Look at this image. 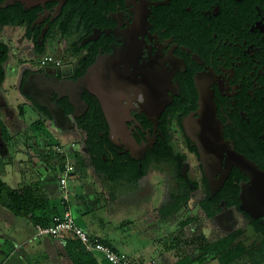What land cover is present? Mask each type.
Instances as JSON below:
<instances>
[{"label": "flooded vegetation", "instance_id": "flooded-vegetation-1", "mask_svg": "<svg viewBox=\"0 0 264 264\" xmlns=\"http://www.w3.org/2000/svg\"><path fill=\"white\" fill-rule=\"evenodd\" d=\"M99 62L121 68L126 90L112 96L116 125L91 93L95 144L109 165L137 186L166 171L175 187L160 206L198 200L214 211L208 219L237 226L228 233L243 228L264 242V176L238 165L245 157L264 173V0H0V119L30 107L45 125L53 116L25 91L29 76L77 78ZM87 92L66 110L78 128Z\"/></svg>", "mask_w": 264, "mask_h": 264}, {"label": "crops", "instance_id": "crops-1", "mask_svg": "<svg viewBox=\"0 0 264 264\" xmlns=\"http://www.w3.org/2000/svg\"><path fill=\"white\" fill-rule=\"evenodd\" d=\"M36 120L38 119L30 122V125L33 126L32 123ZM1 122L0 177L13 188H20L24 185L34 187L42 196L41 207L36 210L35 214L37 216L44 214L49 223L55 214L64 209L63 196L66 192L61 187L58 173L65 163V158L62 159L63 162L58 169L52 165L51 150L48 149L47 141L44 139L46 138V125L33 132V128H31L32 131L28 129L24 119H1ZM3 127L6 131H3ZM73 142L77 145V142L73 140L68 143V149L76 146H71ZM80 150L78 154L71 153L72 156H76L74 157L78 164L68 180L67 188L74 216L78 223L91 233L107 240L116 249L128 253L120 247L125 244V237L116 229V231L107 229L105 218L110 213H117L114 206L110 208L111 204L117 203L116 200L127 201L131 192L138 191L139 186L133 184L125 175L115 177L98 171L91 163L87 149L81 145ZM61 155L64 154L61 153L60 157ZM76 178L82 180L79 187L76 186L74 180ZM71 186L74 187L75 190L72 192L76 196L69 191ZM124 201L118 204L133 212L130 207L134 202L127 201L128 204H124ZM8 202V198H0V264H75L62 235L54 237L37 234L35 218L31 214H17L7 205ZM148 213L144 214V219L150 223L162 217L152 219ZM165 251H167L164 254L165 264L181 262L177 261V258L172 260L170 250ZM95 254L104 262V257L100 252H95ZM191 257L193 264L202 263H198L193 256ZM135 259L136 264L141 263L138 262V258ZM152 263L158 264V260L153 258Z\"/></svg>", "mask_w": 264, "mask_h": 264}, {"label": "rangeland", "instance_id": "rangeland-1", "mask_svg": "<svg viewBox=\"0 0 264 264\" xmlns=\"http://www.w3.org/2000/svg\"><path fill=\"white\" fill-rule=\"evenodd\" d=\"M52 50L53 48L48 50L47 53H51L56 56ZM17 78V73L9 67L7 83L9 86L11 85L10 87L8 86V88L10 89L9 95L12 97L11 102L13 104H16L14 97L17 96V92L14 86L16 85L15 83ZM26 110V116L19 117V119L23 118L27 122L28 129L31 130V128H33L32 130L35 132V129L30 125V122L35 120L37 113L30 107H26ZM16 112H18L17 114L19 116H22L18 108H16ZM45 123V128H47L45 129V133L47 135L45 134L46 138L44 139L47 141L48 149L51 150L52 165L58 169L63 162L60 157L62 152L58 150L56 144L63 143L66 147H68V143L74 140L77 142V145L74 148L68 149V153L64 161L68 160L76 166V164H78L75 160L76 156H72L71 153L78 154L81 152L80 147L81 145H84L83 143H85L82 130L78 128L76 124L64 130L58 126L57 122L53 118L46 119ZM20 137L23 139L22 135H20ZM59 140H61V142H58ZM39 143L41 144V142ZM164 172L162 174V179L158 176V173H155L149 178L148 183H143H147V185H139L138 191L140 192L136 195L130 194V198H128L127 201L134 202L133 206L130 207L134 213L128 210L124 205V208H122V205L118 204L123 203L124 200L122 202L116 200L117 203L114 205L111 204L110 208L111 206H114L117 213L112 212L113 214L110 213L105 218L107 229H116L118 232L123 234L125 237V244L120 245V247L128 251L133 260L138 258V262L141 263L137 264H153V258L158 260V264H165L164 254L167 252L165 250H170L172 260L177 258V261H186V264H191V256H193L194 260H196L197 255L200 253L199 246L202 239H217L237 227L235 225L230 226L231 223L228 224V221L223 217L215 220L208 219L206 217L207 214L205 210L200 207L198 200L191 202L190 200L181 201V208L179 211L172 210V213L169 212L166 217L162 216L158 221L150 223L145 220V213L150 212L155 207L162 205L164 202L167 203L170 200V191L174 189L175 182L170 180V177L172 178L170 174L168 175L166 171ZM74 180L76 186L78 185L79 187L82 180L79 178ZM74 190V187L71 186L69 191L74 192ZM73 192L72 195L76 196ZM127 201H124V204H128ZM191 215L194 218L187 221L186 224H183L182 221L189 219ZM239 221L241 226H246V222L244 220ZM243 237L249 242L254 239V236L249 232H245ZM200 264L221 263L217 257L210 256L208 260ZM233 264H253V261L248 255H245L244 257L237 259V261Z\"/></svg>", "mask_w": 264, "mask_h": 264}, {"label": "trees", "instance_id": "trees-1", "mask_svg": "<svg viewBox=\"0 0 264 264\" xmlns=\"http://www.w3.org/2000/svg\"><path fill=\"white\" fill-rule=\"evenodd\" d=\"M87 95L88 101L91 102L90 112L87 115L88 119H79V126L84 134V142L88 147V151L92 154L91 163L98 171L104 170L111 176L115 177L124 176L125 172L123 170H121L116 165H109V163L102 157L100 150H102L103 146L100 145V147L98 148V145L95 144L97 129H94V119H91V117L94 115L93 106L95 105L90 100L92 96L91 92L88 91ZM62 104L66 107L67 111H71L73 108V105L67 98L66 100L62 101ZM40 108L45 112H48L49 116H51L48 108L42 105L40 106ZM0 123H2L1 119ZM32 125L35 130H40L44 126V121L38 119L34 121ZM3 131H6L5 127H3ZM61 156L62 159L66 157L65 154ZM139 177L140 175H137L132 177V179L136 181ZM1 197L8 198L9 202L7 205L17 214H31V216L35 218L36 222L47 224L46 219L48 218L45 217L44 214L41 213L38 216L35 214L36 210L41 207L42 196L39 195L36 189L31 185H24L20 188H13L0 177V198ZM180 202V200H177L171 206L157 207L150 211L148 215L152 217V219H155L159 218L162 215H167L172 210L178 211L181 207ZM203 206L206 207V203ZM208 208L206 207L205 209L206 213L209 216H212L214 211H210ZM187 221H189V219L183 220L182 222L183 224H186ZM243 233L244 229L238 228L214 240H204L205 238L202 239L199 246L200 253L197 255L196 260L198 261V263L205 262L210 256H215L218 258L221 264H233L237 261V259L248 255L253 261V264H264V242H261L259 245L257 242H249L243 237ZM63 237L75 264H117L107 260L105 257L103 258L104 262L101 261L96 256L95 252L87 250L81 240L73 233H65L63 234ZM103 241L105 240L103 239ZM105 242L112 245L107 240ZM176 264H186V261H181Z\"/></svg>", "mask_w": 264, "mask_h": 264}, {"label": "water", "instance_id": "water-1", "mask_svg": "<svg viewBox=\"0 0 264 264\" xmlns=\"http://www.w3.org/2000/svg\"><path fill=\"white\" fill-rule=\"evenodd\" d=\"M120 70L121 68L119 66L117 68L116 66L113 67V65L108 64L103 65L99 62L98 64L91 65L84 74L77 78H61L54 74L48 75L47 73H42L40 75L31 74L25 81L24 89L26 92H29L40 105L50 110L53 119L57 122L58 126L64 130L73 126L75 123L73 116L68 114L65 107L54 98L55 94L68 96L70 103L77 106L85 103L83 94L86 90L100 97L102 105L110 118V124L116 125L118 119H112L111 117L114 110L112 106V96L126 93V90H124L125 83L122 81L123 74ZM107 74L109 77H107ZM104 78L109 80L105 82ZM61 122L67 123L68 125L63 126ZM238 165L241 166L245 172L251 173V170L255 169L260 175L264 176V173L245 157L241 158ZM249 195L250 193L247 191V188L243 187L242 198L244 202L251 203L247 200ZM244 209L253 215L254 212L252 209L247 206H244Z\"/></svg>", "mask_w": 264, "mask_h": 264}, {"label": "built area", "instance_id": "built-area-1", "mask_svg": "<svg viewBox=\"0 0 264 264\" xmlns=\"http://www.w3.org/2000/svg\"><path fill=\"white\" fill-rule=\"evenodd\" d=\"M44 60H54V58L51 54H48ZM75 145V142L71 143V146ZM56 146L60 152L67 155L68 147H66V145L58 143ZM74 170L75 165L68 160L65 161L64 165L61 167L58 177L63 191L66 192L63 196L64 209L62 212L55 214L50 223L44 224L36 222L37 234H47L57 237L71 232L81 240L87 250L100 252L103 257L113 263L135 264L133 258L127 252L116 249L112 245L106 243L100 236L91 233L76 220L70 206V195L67 192L68 180L72 176Z\"/></svg>", "mask_w": 264, "mask_h": 264}]
</instances>
